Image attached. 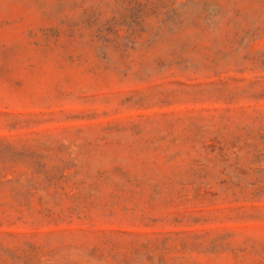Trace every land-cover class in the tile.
Returning a JSON list of instances; mask_svg holds the SVG:
<instances>
[{
    "label": "rangeland",
    "instance_id": "1",
    "mask_svg": "<svg viewBox=\"0 0 264 264\" xmlns=\"http://www.w3.org/2000/svg\"><path fill=\"white\" fill-rule=\"evenodd\" d=\"M0 264H264V0H0Z\"/></svg>",
    "mask_w": 264,
    "mask_h": 264
}]
</instances>
